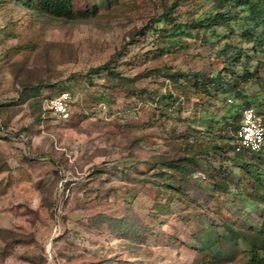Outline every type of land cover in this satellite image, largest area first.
<instances>
[{
  "label": "rangeland",
  "instance_id": "rangeland-1",
  "mask_svg": "<svg viewBox=\"0 0 264 264\" xmlns=\"http://www.w3.org/2000/svg\"><path fill=\"white\" fill-rule=\"evenodd\" d=\"M73 4L0 0V264H264V149L232 141L244 108L264 121V3Z\"/></svg>",
  "mask_w": 264,
  "mask_h": 264
},
{
  "label": "trees",
  "instance_id": "trees-1",
  "mask_svg": "<svg viewBox=\"0 0 264 264\" xmlns=\"http://www.w3.org/2000/svg\"><path fill=\"white\" fill-rule=\"evenodd\" d=\"M15 1L17 2L18 5H21L28 10L37 12L38 14L42 16L54 18V19L61 20V21H68L74 17V4H73L74 0H15ZM253 1H262L264 3V0H235V3L240 4V5L241 4L245 5L248 7V10L251 11L253 7V4H252ZM222 17H223L222 14L210 15L208 18L204 19L200 23L201 25L205 27H210L211 25L215 24L216 21L220 20ZM252 19L256 22L257 27L260 25L264 27V15L260 17H253ZM117 55L118 56L121 55V52H119ZM111 61L112 60L96 68H92V72L96 74L101 73V72H107L114 77L119 76L120 74L119 72H115L114 70L110 69ZM200 79L202 80L201 83L199 82ZM195 80L198 81L195 86L197 88L196 90H198V92L203 91V93H207V95H209L208 91L211 90L210 88L214 87L212 89L215 90L216 88L217 90L218 87H220V89L221 87H223V86H220L221 85L220 82H222L221 78H218L217 76L213 78H206L204 77L203 74H195ZM65 90L66 89L59 91L57 95H59L61 92ZM51 97H54V96H50L49 98ZM169 98L173 99V96ZM70 113L72 116V105L70 106ZM241 115H242V112H241ZM235 134L236 132L233 134V140H232L234 151H235ZM213 148L220 149L219 147H213ZM244 154H250V153H244ZM183 161H188L189 164L197 163L194 156H189L188 158H185ZM170 167L178 174L183 175L182 171L184 168H182V166L171 165ZM251 252L253 253V258L255 260V258H257L258 251L255 248H251Z\"/></svg>",
  "mask_w": 264,
  "mask_h": 264
},
{
  "label": "built area",
  "instance_id": "built-area-1",
  "mask_svg": "<svg viewBox=\"0 0 264 264\" xmlns=\"http://www.w3.org/2000/svg\"><path fill=\"white\" fill-rule=\"evenodd\" d=\"M72 96L63 91L59 95L46 99L44 109L54 117L67 122L70 117ZM264 149V121L254 107L242 110V121L235 134V152L237 154H256Z\"/></svg>",
  "mask_w": 264,
  "mask_h": 264
}]
</instances>
